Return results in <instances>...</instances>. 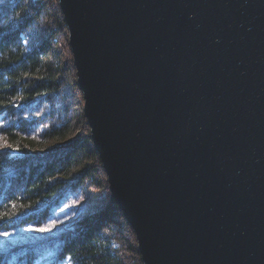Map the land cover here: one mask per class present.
<instances>
[{"label":"water","instance_id":"water-1","mask_svg":"<svg viewBox=\"0 0 264 264\" xmlns=\"http://www.w3.org/2000/svg\"><path fill=\"white\" fill-rule=\"evenodd\" d=\"M57 3L141 263L264 264V0Z\"/></svg>","mask_w":264,"mask_h":264},{"label":"trees","instance_id":"trees-1","mask_svg":"<svg viewBox=\"0 0 264 264\" xmlns=\"http://www.w3.org/2000/svg\"><path fill=\"white\" fill-rule=\"evenodd\" d=\"M68 77L75 79L74 67L57 0H3L0 115L13 117L51 99L68 86ZM33 122L12 120L0 129L19 151L16 156L0 152V232L47 224L69 191L95 190L101 200L90 211L80 208L70 222H63L56 238L33 246L11 264H35L47 246L53 247L56 262L142 264L132 230L109 203L106 176L85 125L84 134H75L69 118L34 140L28 134ZM10 253H0V264L11 260Z\"/></svg>","mask_w":264,"mask_h":264},{"label":"rangeland","instance_id":"rangeland-1","mask_svg":"<svg viewBox=\"0 0 264 264\" xmlns=\"http://www.w3.org/2000/svg\"><path fill=\"white\" fill-rule=\"evenodd\" d=\"M72 58V57H71ZM73 64V63H72ZM75 76V71H74ZM72 81L76 82V77H68V86L51 99H43L40 103H35L30 107L18 112L15 116L9 117L6 114L0 115V129L6 127L12 120L34 121L29 129V136L38 140L40 135L50 126L60 124L70 118L72 126L76 128L75 134H84L82 126L85 125L88 134L89 129L83 117V100L81 93L72 86ZM83 132V133H82ZM7 136L0 133V152H9L16 156L19 154L17 148L11 145ZM109 194V191H108ZM100 197L94 190L85 192L83 189L69 191L67 197L58 203L51 215V221L41 227H28L21 230H11L0 232V253H10L11 260L7 264L15 262L22 254H25L33 246L41 245L44 241L56 238L62 232V226L66 222L79 214L80 208L88 211L93 205L100 201ZM109 200V196H108ZM60 215H67L63 221H59ZM62 222V223H61ZM63 222L66 223L63 225ZM41 229H46L41 231ZM7 235H4V234ZM46 246V244L44 245ZM35 264H68L65 261H55L53 247H44L38 254Z\"/></svg>","mask_w":264,"mask_h":264},{"label":"snow or ice","instance_id":"snow-or-ice-1","mask_svg":"<svg viewBox=\"0 0 264 264\" xmlns=\"http://www.w3.org/2000/svg\"><path fill=\"white\" fill-rule=\"evenodd\" d=\"M0 3H3V0H0ZM46 230V229H41V231ZM4 235H7L6 233Z\"/></svg>","mask_w":264,"mask_h":264}]
</instances>
